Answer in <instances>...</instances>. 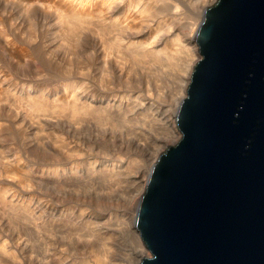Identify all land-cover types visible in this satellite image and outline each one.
<instances>
[{
  "label": "rangeland",
  "instance_id": "obj_1",
  "mask_svg": "<svg viewBox=\"0 0 264 264\" xmlns=\"http://www.w3.org/2000/svg\"><path fill=\"white\" fill-rule=\"evenodd\" d=\"M17 1L26 3L32 0ZM53 1L55 8L52 13L41 15L39 21H33L21 10H17L20 15L17 19L20 32L14 39L18 47L17 53L10 51V46L4 47L0 39V92L4 95L2 103L8 110L5 116L8 130L0 133V247L3 246L6 250L5 255L7 253L11 256L16 255V262L23 261L25 259L23 256L28 258V255H31L30 264H100L95 258L96 254L101 259L104 257V260H101L102 264L105 259H111L112 254L119 258V264H138L142 257H149L150 254L145 248L142 252L139 251L131 236L124 232L118 236L117 247L115 246L112 253H106L100 247V241L94 252L76 246L70 253L66 252V246L70 244L69 234L82 231L92 216L85 218L81 223L76 216L70 214L69 208L74 206V203L68 202L69 188L62 184V181L67 180L69 173L60 169L71 167L75 173L73 176L78 179L73 177L77 180L78 190L86 189L87 195H91L93 201L83 205L81 207L83 211L93 212L96 209L101 212L102 209L97 207L96 199L107 200L109 196V201L113 202V206L116 205L118 211L120 210L122 220L127 225L130 224L135 231L133 216L137 204L134 198L138 197V192L140 195L143 193L148 172L158 155L168 146L174 145L180 137L174 110L177 87L172 83L171 77L148 72L149 76L158 80L161 95L158 100H153L158 103L144 101L141 107L118 109L115 106L120 103L117 96L125 95V91L119 89V78L135 79L140 76L141 68L134 67L129 70L131 62L125 56V60L122 61L124 69L119 74L113 60V54L116 52L107 51L100 38L88 30L81 33V37L86 39L83 47L72 48V43L68 45L66 27L70 25L71 16L75 15L76 8L71 6L73 8L71 9L62 0ZM87 1L90 4L88 18L94 23H103L105 27L107 26L108 35L112 37L116 35L114 26L122 21L124 15L135 10H143L147 17L143 22L144 33L139 40L150 39L151 33L152 36L155 33L163 37L165 30L173 27L172 35L165 36L158 45H152L158 55L165 57L170 50L172 53L177 50L183 51V48L177 45L182 41L186 48L196 49V56L199 59L198 48L189 38L190 27L195 20L201 19L203 9L211 6L215 0H207V3L190 8L186 14L176 13L174 8H164L167 6L154 3L155 0ZM167 2L169 5L172 0ZM12 9L11 6H0V29L3 26L8 28V22L3 16L11 13ZM59 14L63 16L62 21L58 19ZM137 20L135 19L134 23ZM7 33L9 37L13 35L9 30ZM126 34L130 37L133 35L132 32ZM28 35H32L29 38L31 40L27 38ZM104 51L110 56L107 62L103 56ZM198 59L195 58L194 62L196 63ZM163 63H166L165 60ZM170 70L172 73L177 72L175 64L171 65ZM191 71L192 68L188 70L189 76L185 77L187 83ZM186 88L184 87L185 91ZM152 91L154 92V89ZM112 104L114 106L110 108ZM148 108L154 113L149 117L155 116L156 120L145 117ZM166 109L164 116L161 112ZM142 116L144 125L152 126L146 127L148 140L153 142L155 137L162 138V142L155 150L150 151V155H146L144 149L141 150L136 145L134 147L131 143L132 136L143 125ZM163 117L168 119L166 125L161 123ZM75 119L81 123L82 138L78 145L67 133V130L74 126L69 121ZM173 122L179 134L178 138L177 134L169 133ZM162 125L166 128L161 127ZM54 135L74 146L75 151L69 155L61 152L51 153L48 148L51 147V138ZM130 159L134 161L131 166L128 164ZM48 162L56 168L58 166L56 175L47 171L48 168L54 167L52 164L47 165ZM114 162L119 163L120 169L127 168L123 171L124 175L115 180L110 176L112 172L106 171L107 166ZM3 164L9 166L11 164L16 169L4 170ZM42 164L48 166L42 169L43 174L38 170ZM136 172L142 176L140 179L143 187L141 185L133 196L129 197L128 188L133 180L131 176ZM24 177L28 181L23 180ZM34 221L46 228L42 229L36 239L28 228L29 225L32 226V223L28 222ZM53 221L59 223L60 229L57 233L49 231ZM61 230L64 233L61 234ZM74 238L72 237V240ZM20 245L24 246L23 256L18 252ZM104 252L106 255L103 256ZM42 254L49 259L42 260Z\"/></svg>",
  "mask_w": 264,
  "mask_h": 264
},
{
  "label": "water",
  "instance_id": "obj_2",
  "mask_svg": "<svg viewBox=\"0 0 264 264\" xmlns=\"http://www.w3.org/2000/svg\"><path fill=\"white\" fill-rule=\"evenodd\" d=\"M180 137L151 166L138 264H264V0L203 9Z\"/></svg>",
  "mask_w": 264,
  "mask_h": 264
},
{
  "label": "bare ground",
  "instance_id": "obj_3",
  "mask_svg": "<svg viewBox=\"0 0 264 264\" xmlns=\"http://www.w3.org/2000/svg\"><path fill=\"white\" fill-rule=\"evenodd\" d=\"M62 1L64 2V4L66 6H69L70 8H71V6H73V8H76L74 11L75 15L71 16V20H70L71 22L69 23L70 25L66 27L67 30L65 32V34H66L65 36H67L66 41L68 42L67 43L68 45H71V43H72V46H71L72 48L83 47L85 42H86V39L81 37V33L83 30H88L100 38L102 44L105 46L107 51L112 52L114 50L116 52L115 54H113V57H114L113 60H114L115 66H117L116 69H117V72L119 74H121V72H123V69H124L123 65L124 64L122 63V61L125 60V56H127L129 58L128 61L131 62L130 66H128L129 70H132V68H134V67L141 68L140 76H138L135 79L131 78V77H125V78L120 77L119 78V83H118L119 89L124 90L125 95L117 96L119 98L120 103L115 105V106L118 109L128 110L130 107H141L143 105L144 101L149 102V101H153L154 99H157V100L159 99L161 93H160V89H159L158 80L152 78V76H149L148 72H151L152 74L157 75V76L165 74V75L171 77L172 83L175 84V86L177 87V89H175L176 90V96H175V94L173 95V97L175 96V98H174L175 109L174 110L175 111L177 110L179 102L183 98V95L185 94L184 87L186 88V85L188 84L187 83L188 81L186 80L185 77L189 76L188 70H191V68H193V65L195 64L194 59L195 58L198 59V58L196 56V49L194 47L191 49L186 48L187 46H185V44H183L182 41H179V43H177V45L179 47L183 48V51L179 52V50H177V51H175V53H172V50H170L166 53L165 57H160L158 55V52L155 51V49H154L155 47H152V45H158V43H160L161 41L164 40L165 36L172 35L174 32L173 27L166 29L164 34H163L164 35L163 37H159L157 34H155L153 32L154 36H152V33H151L149 36L150 39L145 40V41H141V40H139V38H140L141 34L144 33V32H142L143 31V22H144L145 17H147V15H144L143 10L142 11H136L135 10V11H132L131 13H128L127 15H124L122 21L115 24V26H114L115 31H117V32H116V35L112 37V36L108 35L109 30H108L107 26L105 27L103 23H94L93 21H91L88 18L90 16V12H89L90 4L87 0H62ZM206 1L207 0H172V3H170L168 5L167 0H155L154 3L167 6V7L163 6L164 8H167V9L168 8H174L176 13L186 14L187 11H189L188 9L196 7L197 5H202ZM111 2H113V1H111ZM0 6L1 7L11 6V8H13L11 10V13H8V14L3 16L4 20L8 22L7 23L8 28L3 26L0 29L1 43L4 47L10 46V51L17 53L18 47L16 46V40H14L18 37L19 32H20V26L17 23V19H18V17L20 18V15H19V13H17L18 12L17 10H19V11L21 10L24 13V15L27 17H30L31 20H33V21L38 20L39 21L41 15H45L47 13H52V10L55 8V2L54 1L52 2V0H35V1L32 0L31 2L27 1L26 3H23V1L18 2L17 0H0ZM73 8H71V9H73ZM57 16H58L59 21L63 20L62 15L59 14ZM135 19H138L136 21V23H134ZM199 23H200V19H197V20H195V22L192 23V25L190 27L189 38L193 42L195 41V35H196V31H197ZM8 30H9V32L13 33V35L11 37H9V35H7ZM131 32L133 33V35L131 37L126 34V33L129 34ZM63 35H64V31H63ZM31 37H32V35H28L27 38L29 39ZM29 40H31V39H29ZM103 56H104V59H107L106 62L110 58V56L106 55L105 51H104ZM164 60L166 63H163ZM102 61H103V59H102ZM109 63H110V61H109ZM174 64H175V68L177 67L176 73H172L170 70L171 65H174ZM172 70H174V69H172ZM103 76H105L104 73H103ZM149 81H151L150 84H148ZM152 89H154V92L156 91V93H154L152 91ZM161 92L163 93V91H161ZM3 96L4 95H2V92H0V133L6 132L8 130V128L6 127V124H5V123H8L7 118L5 117V116H7L8 110H7V107H5L2 103V101L4 100ZM121 100H124V101L122 102ZM153 102L158 103V101H153ZM113 104L110 105L109 107L112 108L114 106ZM151 111H152V109L148 108L147 113H146L147 116H145V115L144 116L149 118V120H156L155 116H154V118L151 117L153 119H151L149 117L150 115L154 114V113H151ZM166 112H167V109L164 110L163 112H161V114H164V116H165ZM107 116H110V115L107 114ZM72 117L75 118V115H73ZM142 118H143V116H142ZM166 119H167L166 117H163L161 119V121H162L161 123L166 125L167 120H168V119L167 120ZM106 120H108V117ZM145 120L147 122V119H145ZM143 121H144V118L142 120V123H143ZM69 122L72 123L74 126H73V128H69L67 130V133H69V135L73 137L74 141H76V145H78L80 138H82V136L80 134L81 123L78 122L77 119L71 120ZM159 122H160V120H159ZM150 123L153 124L152 122H150ZM145 124H147V123H145ZM149 126H146L143 123V125H141L139 127L138 131L135 132L131 138V143L133 144V146L136 145L141 150L144 149L146 155H150L151 154L150 151L155 150L156 146L162 142V138L160 139L157 137L154 138L153 142H150V140H148L149 137L146 136V133H147L146 127H148V128L152 127L151 125H149ZM161 127H165V126L162 125ZM169 133L173 134V135L175 133V134H177V138L179 137V134L176 131V127H175L174 122L171 125V130H169ZM165 138H166V136H165ZM70 145L67 144L60 137L54 135L51 138V147H49L48 149L51 153L61 152L64 155H69L73 151H75L74 146L72 147ZM125 148H126V146H125ZM79 154L81 155V153H79ZM133 163H134V161L131 159H130V162L128 161L129 166H131V164H133ZM48 164H52V163L48 162L47 165ZM118 164H116L114 162V163H111L109 166H107L106 171L112 172L110 174V176L112 178H114V180L123 176L124 175L123 171H125L127 169V168L126 169L121 168L122 169L121 170L120 166ZM52 165H50V166H52ZM44 167L48 168V166H44L42 164L38 167V170H41V172H42L43 171L42 169H44ZM54 167L48 168L47 171L56 175L58 173V169H57L58 166H57V168L56 167L54 168ZM3 168H4V170H12V168H15V167H13L11 164H10V166L8 164H3ZM77 169H78V167H77ZM60 170L63 172L69 173L67 180L62 181V184L69 188V190L67 192L68 202H71V204L74 203V206L72 205L69 208L70 214L76 216V218L79 221H81V223L84 222L85 218H87V217L90 218L92 216V219L87 222L85 228L82 231L79 230V232L76 231V232H71L69 234V236L71 238L69 239L70 244L68 246H66L67 247V250H66L67 253H70L71 250L76 249L75 246L79 249L84 248L89 252H94L97 248V243L99 241L101 242L100 247L102 249H104L106 253L107 252L109 253L115 249L116 240H117L118 236L120 235V233H122V232H124L125 234L128 233L131 236L133 241L136 243V246L139 247L138 248L139 251L142 252L144 250L145 247L142 244V242L139 238V235L132 229L133 227L130 226V224L127 225V223H125L122 220L120 210L118 211L116 208V205H114L115 206L114 207L113 202L109 201L110 200L109 196H107V200L100 199V198L96 199L97 207L99 209H102L101 212L97 211L96 209H94L93 212L83 211L81 209V207L83 205L85 206V204H88L91 201H93L91 195L90 196L87 195L86 189H82L81 191H79L80 189L78 190V187H76V182L78 179L73 176L75 173L72 171L71 167H69L67 169L61 168ZM127 173H129V172H127ZM127 173H126V175H127ZM42 174H43V172H42ZM78 176H79V174H78ZM127 176H129V175H127ZM73 177L76 178L77 180H74ZM131 177L133 180H132L131 185L129 182V185H130L128 188L129 197H132L133 193L136 190H138L139 187L142 185L141 184L142 179H140V178H142V176L139 172L134 173ZM23 180L28 181V179L26 177H24ZM142 187H143V185H142ZM142 187H141V189H142ZM140 196L141 195L138 192V197L137 198L133 197L135 199L134 201H136L137 205H138ZM123 215H124V213H123ZM134 218H135V216H133V219ZM28 223H32V226L30 227V225H29L28 228L30 229V232L35 236V239L37 237H39L38 234L42 231V229L46 230V228L42 227V224H38L35 221L34 222H28ZM51 227L53 229L52 228L49 229L50 233L51 232L57 233L60 229L58 221H53L51 223ZM51 229H52V231H51ZM60 232H61V234L64 233L62 230ZM72 237H75V238L72 240ZM72 241H75V242L72 243ZM60 245H63V244L60 243ZM59 246H57V247H59ZM5 251L6 250L3 248V246L0 247V264H3V263L4 264H28V263L30 264L32 262L31 255L30 256L28 255V258L23 256L25 254L24 246L20 245L19 250H18V252L21 255L23 254L22 255L23 258H25L23 261L21 260V261L16 262V259H15L16 255L11 256V255H9V253H7V255H5L6 254ZM105 252H104V254L102 253L103 256L106 255ZM74 253H72V255ZM47 257L48 256H43V254H42L41 259L45 260V259H47ZM95 258L98 262H100V264H102L104 257L101 259L100 256H97V254H96ZM118 259L119 258H117L116 255L112 254V258L109 260L105 259L103 264L104 263L105 264H119ZM42 260H41V262H42ZM125 264H129V263H125Z\"/></svg>",
  "mask_w": 264,
  "mask_h": 264
}]
</instances>
